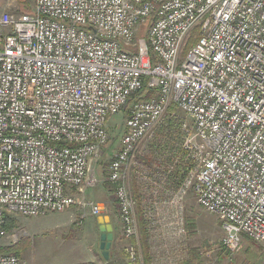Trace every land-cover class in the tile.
<instances>
[{"label":"built area","instance_id":"obj_1","mask_svg":"<svg viewBox=\"0 0 264 264\" xmlns=\"http://www.w3.org/2000/svg\"><path fill=\"white\" fill-rule=\"evenodd\" d=\"M122 113L106 182L129 261L141 258L138 208L153 260L176 256L189 193L221 221L222 249L264 246V0H33L2 15L0 242L8 216L101 214L83 194ZM170 119L177 142L144 164ZM0 264L26 263L5 253Z\"/></svg>","mask_w":264,"mask_h":264},{"label":"rangeland","instance_id":"obj_2","mask_svg":"<svg viewBox=\"0 0 264 264\" xmlns=\"http://www.w3.org/2000/svg\"><path fill=\"white\" fill-rule=\"evenodd\" d=\"M18 2V0H0V17L4 14L16 15L31 11L33 0H26L25 5L22 6ZM186 54L187 51L182 48L179 55L180 62ZM124 117L122 113L109 119L107 124L109 142L102 149L100 159L94 165L96 177L100 182L98 185L87 188L83 194L84 200L89 205L98 204L101 210L100 215L109 216L110 222L117 231L116 241L122 251L126 249L129 243L123 238L121 224L113 201V190L106 182V177L108 164L119 149ZM74 196L76 199L82 198L76 192H74ZM184 207V211H186V234L178 240L173 239L174 253L180 251V256H184L187 260L190 259L191 252L194 257L197 256L199 264H264V246L253 243L246 238H243L237 250L222 252L220 246L222 237L221 221L198 206L192 193L188 194ZM84 210L86 214L84 220H80V217L82 219L83 210L75 206L64 212L52 214L49 218H42V224L48 227H44L46 231L43 236L39 237L32 236L29 233L30 226L40 225L36 222L37 218L28 219L16 215L8 216L9 219L13 220L14 228L7 231L6 238L1 243V248H11L17 244L19 258L26 264L32 256H42L41 253L44 250L56 251L58 247L63 245L70 248L72 246L82 247L87 251L91 250L98 256L99 233L95 222L96 217L87 216L88 208ZM64 218L67 224L66 227L61 224ZM62 235L64 236V242L61 238ZM148 239L152 244H156V240L152 236ZM122 259L125 264L130 263L125 257ZM133 263L135 264V262Z\"/></svg>","mask_w":264,"mask_h":264},{"label":"crops","instance_id":"obj_3","mask_svg":"<svg viewBox=\"0 0 264 264\" xmlns=\"http://www.w3.org/2000/svg\"><path fill=\"white\" fill-rule=\"evenodd\" d=\"M57 212H51L48 213L47 215L37 218V223H39L40 225L36 224V225H32L30 226L29 229V233H31L32 236L35 237H39V236H43V233L46 231V229H44V227H48V226H44L42 224V218H49L52 214H56ZM59 213V212H58ZM186 213V211H185ZM86 214L83 211V215H82V219L80 217V220H84ZM87 216H91L90 212H87ZM65 217V216H64ZM93 217V216H91ZM66 218V217H65ZM65 218L62 220V225L64 227H66V221ZM97 218V217H96ZM30 219V218H28ZM33 219V218H32ZM41 220V221H39ZM96 222V219H95ZM113 228V240L111 243V247L109 249V260L107 262H105L101 255H100V251H99V255H95L91 250L87 251L86 249L82 248V247H67V245H63L61 247H58V249L56 251H46L44 250L42 254V256H32L29 260V262L27 264H125L122 258H126L128 261V254L126 252V249L124 251H122L121 247L119 246V244L117 243V231L114 227V225L112 224V222H110ZM97 230H98V226H97ZM99 233V232H98ZM150 235V234H149ZM62 241L64 242V236L62 235ZM140 238V235H139ZM150 236H148L147 234V229H146V243H147V249H148V254L150 257V264H185L188 259L186 260V258L184 256H180V253H175L176 256L172 257L173 259L168 263V261H165L163 259L159 260V261H154V251L159 252L160 249L158 247H156V244H150L149 239ZM5 239V238H4ZM3 239V240H4ZM2 240V241H3ZM0 242V247L2 246ZM127 243H129V241H127ZM98 250H99V245H98ZM46 252V253H45ZM45 253V255H44ZM140 254H141V258H138V260L135 262L138 264H143V254H142V250H141V242H140ZM128 264H134L133 262L130 261V263Z\"/></svg>","mask_w":264,"mask_h":264},{"label":"trees","instance_id":"obj_4","mask_svg":"<svg viewBox=\"0 0 264 264\" xmlns=\"http://www.w3.org/2000/svg\"><path fill=\"white\" fill-rule=\"evenodd\" d=\"M18 1H19L18 4L20 6H22L23 4L25 5L26 0H18ZM29 8H27V10H29ZM152 21H153V16H151L147 20L146 24L141 28L139 35H146L147 30L149 29ZM196 35H197L196 31H193L191 33L185 45L186 51L189 50V48L193 45L195 41L194 38ZM129 104H131V101L129 102ZM129 104L126 107L125 112L128 110ZM178 138H179V129L176 122L173 119L166 120L165 123L162 126H160V128H158L155 137L148 142L147 152L144 154V156L139 157V160L144 164L150 165V163L154 160L153 158H155L156 155L159 154L161 150L174 145L177 142ZM137 213H138V228H139L141 249L143 254V264H150V257L148 254L147 243H146V222L144 221L141 215L140 208H138ZM5 221H6V225H5L6 231L14 228L13 220L9 219V217H5ZM17 246L18 245L16 244L11 248L0 247V254H5V253L14 254L17 257H19V252H18L19 248ZM225 251L226 250L222 249V252ZM190 254H191L190 259H188V261L185 264H199L197 260V256L194 257L191 252Z\"/></svg>","mask_w":264,"mask_h":264},{"label":"water","instance_id":"obj_5","mask_svg":"<svg viewBox=\"0 0 264 264\" xmlns=\"http://www.w3.org/2000/svg\"><path fill=\"white\" fill-rule=\"evenodd\" d=\"M99 232V251L102 259L109 260V249L113 240V228L109 216L99 215L96 218Z\"/></svg>","mask_w":264,"mask_h":264}]
</instances>
